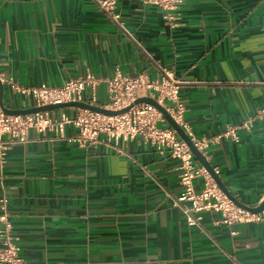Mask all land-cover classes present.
Listing matches in <instances>:
<instances>
[{
  "label": "crops",
  "instance_id": "obj_1",
  "mask_svg": "<svg viewBox=\"0 0 264 264\" xmlns=\"http://www.w3.org/2000/svg\"><path fill=\"white\" fill-rule=\"evenodd\" d=\"M116 13L114 20L94 0H0V72L23 87L90 73L101 81L97 104L106 102L103 80L116 69L150 79L169 74L192 134L210 140L207 161L238 200L257 205L264 198V117H257L264 0H184L173 10L119 0ZM5 88L6 106H34ZM78 110L48 112L56 118ZM227 126L237 128L238 140H211ZM76 133L70 123L64 137L31 129L26 142L7 146L0 199L8 198L11 233L26 262L264 264V223L224 224L219 213L203 211L187 224L177 202L178 159L139 136L82 146L70 140Z\"/></svg>",
  "mask_w": 264,
  "mask_h": 264
},
{
  "label": "built area",
  "instance_id": "obj_2",
  "mask_svg": "<svg viewBox=\"0 0 264 264\" xmlns=\"http://www.w3.org/2000/svg\"><path fill=\"white\" fill-rule=\"evenodd\" d=\"M100 9L117 20L119 15L116 7L119 0H94ZM143 3L157 6L163 10H173L184 0H140ZM0 81L4 87L24 97L34 106L55 104L68 101H87L106 109H123L141 96L155 98L191 138L195 146L204 152L210 140L198 139L192 134L189 124L184 119L185 104L180 95L179 83L165 73L159 79H150L146 73L126 75L116 69L112 77L104 79L107 100L104 104L96 103L95 89L100 79L88 73L84 76L69 78L62 85L50 86L41 83L34 87H23L11 77L0 72ZM91 91L86 99L85 94ZM259 119L264 117V109L257 114ZM254 118H249L243 126L252 124ZM166 122L163 114L153 105L141 103L133 105L127 111L117 115H106L90 110L79 109L77 114L70 116L61 113L52 118L49 112H36L27 115H8L0 107V166L5 163L6 149L9 144L24 143L28 140V131L38 133L47 131L57 132L64 137L66 124H72L77 133L70 140L80 145H109L119 141H128L139 136L143 143L154 147L161 155L168 153L180 161L179 184L181 192L177 198L183 203V213L188 225H196L200 219L196 214L203 211H214L221 215L224 224L262 222L264 210L252 213L239 208L217 186L210 174L202 165H199L188 145L178 136L176 131L163 123ZM8 135V139H3ZM231 138L238 140L237 128L227 126L219 135L211 140ZM215 172L218 174L217 169ZM201 178L202 185L195 187V181ZM262 201V199H261ZM0 221L4 227L0 230V264H33L26 262L20 256V246L12 235V223L8 211V198L0 199Z\"/></svg>",
  "mask_w": 264,
  "mask_h": 264
},
{
  "label": "water",
  "instance_id": "obj_3",
  "mask_svg": "<svg viewBox=\"0 0 264 264\" xmlns=\"http://www.w3.org/2000/svg\"><path fill=\"white\" fill-rule=\"evenodd\" d=\"M141 103H147L151 104L154 107H156L165 117L167 123L170 127H172L178 136L188 145L189 149L193 153L195 159L205 168V170L210 174V176L213 178L217 186L221 189V191L226 195V197L231 200L236 206L239 208L245 209L252 213H258L264 210V198L262 201H260L255 206L247 205L240 200H238L226 187V185L223 183L219 175L215 172V169L211 166V164L207 161L205 155L203 152H201L193 143L191 138L186 134V132L183 130V128L175 122V120L168 114L166 109L158 103V101L151 97V96H141L134 100L132 104L129 106L119 109V110H111L106 109L104 107H101L96 104H92L87 101H68V102H61V103H55V104H47V105H41V106H31L26 108H10L5 105L4 103V86L0 81V107L2 111L5 114L8 115H27L32 114L36 112H47L54 109H60V108H66V107H75L79 109H85L90 110L93 112H99L106 115H117L121 114L125 111H127L130 107L133 105L141 104Z\"/></svg>",
  "mask_w": 264,
  "mask_h": 264
},
{
  "label": "rangeland",
  "instance_id": "obj_4",
  "mask_svg": "<svg viewBox=\"0 0 264 264\" xmlns=\"http://www.w3.org/2000/svg\"><path fill=\"white\" fill-rule=\"evenodd\" d=\"M7 94V90H6V88H5V92H4V95H6Z\"/></svg>",
  "mask_w": 264,
  "mask_h": 264
}]
</instances>
